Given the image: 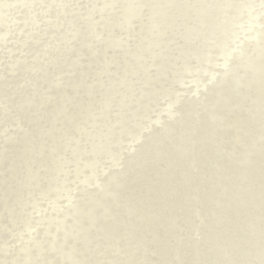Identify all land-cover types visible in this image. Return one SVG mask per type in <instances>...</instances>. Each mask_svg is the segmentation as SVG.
<instances>
[{"label":"rangeland","instance_id":"obj_1","mask_svg":"<svg viewBox=\"0 0 264 264\" xmlns=\"http://www.w3.org/2000/svg\"><path fill=\"white\" fill-rule=\"evenodd\" d=\"M0 9V264H264V0Z\"/></svg>","mask_w":264,"mask_h":264},{"label":"bare ground","instance_id":"obj_2","mask_svg":"<svg viewBox=\"0 0 264 264\" xmlns=\"http://www.w3.org/2000/svg\"><path fill=\"white\" fill-rule=\"evenodd\" d=\"M36 2V1H35ZM28 4V3H27ZM24 5H26V3L24 4ZM29 5V4H28ZM36 5V4H35ZM109 5V4H108ZM23 6V5H22ZM21 6V7H22ZM38 6V5H37ZM85 7H84V9L88 6L86 3H85V5H84ZM4 7V6H3ZM82 8V7H81ZM108 8V6H106V8L105 9H107ZM75 10H77V9H75ZM80 10V9H79ZM89 10L90 9H88V12H89ZM0 11H4L3 9H0ZM74 13H75V16L73 17V15H72V25L69 27V29H70V32L71 31H73V30H75V28H76V26H77V22H78V17H76V15L79 13V11H74ZM2 14V13H1ZM4 14V13H3ZM88 15H89V13H87ZM3 16V15H2ZM32 16V15H31ZM79 16V15H78ZM89 17V16H88ZM102 20H101V22L100 23H103L104 22V20H105V13L102 15ZM0 20H2V19H0ZM16 21V20H15ZM18 29V28H17ZM248 29V28H247ZM62 30V28H59V27H56L55 28V31H54V34L55 35H57V34H59V32ZM248 31V30H247ZM254 32V31H253ZM96 34H98V29L96 28L95 29V27H92L91 25H89V27L87 28V30L86 31H84L80 36H81V45H88L90 42H91V40H92V38H94V36L96 35ZM35 35V34H34ZM70 35V34H69ZM54 36V35H53ZM73 37V36H72ZM250 37V36H249ZM79 38V37H78ZM0 42H1V39H0ZM31 42V41H30ZM46 42V41H45ZM3 44V43H2ZM72 44H73V42L72 41H70V39H67L66 40V44L65 45H63V46H61V48H58L56 51H58L59 52V50L61 49L63 52H62V55H61V57L62 56H64L65 57V55L68 53V52H70L71 50H72V47H74V46H72ZM222 44V43H221ZM262 44V43H261ZM33 45V44H32ZM259 45V44H258ZM17 46V45H16ZM19 46V45H18ZM14 47V46H13ZM60 47V46H59ZM63 47V48H62ZM261 47V46H260ZM17 48V47H16ZM21 48V47H20ZM29 48H31V47H29ZM38 48V47H37ZM78 48V47H77ZM12 49H14V48H12ZM36 49V48H35ZM74 49V48H73ZM79 49V48H78ZM32 50V49H31ZM15 52V51H14ZM30 52V51H29ZM54 53V52H53ZM72 53V52H71ZM242 53V52H241ZM40 54H41V52H40ZM14 55H17V54H14ZM58 55V54H57ZM21 56V55H20ZM57 57V56H56ZM63 57V59H65ZM69 57V56H68ZM15 58V57H14ZM47 59H51V56H50V53H49V55L46 57ZM70 58V57H69ZM68 58V59H69ZM243 60V59H242ZM246 60V59H245ZM22 61V60H21ZM52 61V60H51ZM241 61V60H240ZM263 61V60H262ZM7 62V61H6ZM12 62V61H11ZM58 62V61H57ZM60 62V61H59ZM67 62V61H66ZM245 62V61H244ZM1 63H2V61H1ZM42 63H44V61L42 62ZM20 64V63H19ZM25 64V63H24ZM45 64V63H44ZM52 64V63H51ZM56 64V63H55ZM54 64V65H55ZM21 65H22V63H21ZM47 65V64H46ZM60 65V64H59ZM1 66V65H0ZM53 66V65H52ZM241 66V65H240ZM54 67V66H53ZM59 67V66H58ZM37 68V67H36ZM50 68V67H49ZM230 68V67H229ZM1 69V68H0ZM20 68H18V70H19ZM38 69V68H37ZM227 70V69H226ZM1 71V70H0ZM40 71V70H39ZM38 71V74L40 73ZM18 72V71H17ZM32 72V71H31ZM45 72V71H44ZM58 72V71H57ZM242 72V71H241ZM244 72V71H243ZM42 73H43V71H42ZM55 73H56V71H55ZM214 73V72H213ZM22 74V73H21ZM21 74H20V76H21ZM28 74V73H27ZM35 74V73H34ZM37 74V75H38ZM44 74V73H43ZM42 74V75H43ZM54 74V73H53ZM9 75V74H8ZM14 75V74H13ZM32 75H33V73H32ZM50 75V74H49ZM48 75V76H49ZM5 76V75H4ZM17 76V75H16ZM28 76V75H27ZM26 76V77H27ZM35 76V75H34ZM45 76H46V74H45ZM22 77V76H21ZM30 77V76H29ZM44 77V76H43ZM43 77H40L39 79H41V78H43ZM252 77V76H251ZM33 79H34V77H32ZM50 78V77H49ZM49 78H47V79H49ZM247 78V77H246ZM255 79V78H254ZM258 80V79H257ZM37 81V80H36ZM253 81V80H252ZM26 83H27V81H25ZM33 82V81H32ZM38 82V81H37ZM36 82V83H37ZM40 82V81H39ZM262 83H264V82H262ZM261 83V84H262ZM29 84V83H28ZM38 84V83H37ZM40 84V83H39ZM257 84V83H256ZM6 85V84H5ZM10 85V84H9ZM19 85V84H18ZM26 85V84H25ZM3 86H4V84H3ZM17 86V85H16ZM23 86V85H22ZM21 86V87H22ZM35 86V85H34ZM33 86V87H34ZM263 86H264V84H263ZM262 86V87H263ZM20 87V86H19ZM19 87H17L18 89H19ZM27 87H28V85H27ZM213 87V86H212ZM3 88V87H2ZM10 89V88H9ZM22 89V88H21ZM29 89V88H28ZM257 89V88H256ZM20 90V89H19ZM32 90V89H31ZM14 91V90H13ZM17 90H15V92H16ZM26 91V90H25ZM251 91H252V89H251ZM257 91V90H256ZM7 92V91H6ZM14 92V93H15ZM23 92V91H22ZM208 92V91H207ZM211 92V91H210ZM258 92V91H257ZM264 92V91H263ZM8 93V92H7ZM9 93H10V91H9ZM8 93V94H9ZM12 93V92H11ZM10 93V94H11ZM26 93H27V91H26ZM31 93V92H30ZM213 93V92H212ZM21 94H23V93H21ZM209 94V93H208ZM216 94V93H215ZM244 94V93H243ZM29 95V94H28ZM38 95V94H37ZM45 95V94H44ZM43 95V96H44ZM6 96V95H5ZM8 96V95H7ZM32 96V95H31ZM22 96L20 95V97H18V98H21ZM37 97V96H36ZM239 97V96H238ZM253 97V96H252ZM8 98V97H7ZM7 98H6V100H7ZM15 98V97H14ZM33 98V97H32ZM9 99V98H8ZM28 99H29V96H28ZM27 99V100H28ZM31 99V98H30ZM34 99V98H33ZM38 99V98H37ZM239 99H240V97H239ZM242 99V98H241ZM13 100V99H12ZM25 100V99H24ZM23 100V101H24ZM26 100V101H27ZM237 100V99H236ZM10 101V100H9ZM8 101V102H9ZM14 101V100H13ZM26 101H25V103H26ZM40 101H42V100H40ZM36 101H35V99H34V103H35ZM248 102V101H247ZM10 103H12V102H9V104ZM14 103V102H13ZM15 103H16V100H15ZM24 103V104H25ZM178 103V102H177ZM33 104V103H32ZM11 105V104H10ZM18 105V104H17ZM16 105V106H17ZM37 105V104H36ZM35 105V106H36ZM8 106V105H7ZM15 106V107H16ZM10 107H12V106H10ZM9 107V108H10ZM207 107V106H206ZM18 108V107H17ZM174 109V108H173ZM216 110V109H215ZM246 110V109H245ZM254 110H255V108H254ZM260 110V109H259ZM37 111V110H36ZM166 111V110H165ZM172 111V110H171ZM244 112V111H243ZM7 113V112H6ZM245 113V112H244ZM244 113H242V114H244ZM5 114V113H4ZM241 114V116H243ZM193 115V114H192ZM7 117V116H6ZM179 117V116H178ZM206 117V116H205ZM261 117V116H260ZM3 118V117H2ZM200 118V117H199ZM213 118V117H212ZM7 119V118H6ZM215 119V118H214ZM175 120V119H174ZM206 120V119H205ZM4 121H5V118H4ZM177 121V120H176ZM164 122V121H163ZM173 122V121H172ZM214 122V121H213ZM232 122V121H231ZM245 122V121H244ZM255 123V122H254ZM232 124V123H231ZM4 124H3V122H2V126H3ZM167 125H170V124H167ZM184 125V124H183ZM213 125V124H212ZM167 128V127H166ZM0 130H1V128H0ZM4 130V129H3ZM5 131V130H4ZM168 131V130H167ZM166 131V132H167ZM189 131V130H188ZM7 132V131H6ZM253 133V132H252ZM4 135V134H3ZM151 135V134H150ZM242 135V134H241ZM7 136V135H6ZM2 139H3V137H1V141H2ZM154 139V138H153ZM4 140V139H3ZM158 140H160L159 138H158ZM149 147V146H148ZM160 147V146H159ZM153 148V147H152ZM155 148V147H154ZM240 148V147H239ZM32 150V149H31ZM140 153H142V152H140ZM239 153V152H238ZM145 156V155H144ZM147 158V157H146ZM159 158V157H158ZM143 160H144V158H143ZM236 163V162H235ZM143 165H144V162H143ZM238 165V164H237ZM149 182V181H148ZM147 182V183H148ZM151 182V181H150ZM156 185V184H155ZM149 186V185H148ZM154 186V185H153ZM103 193V192H102ZM101 196V195H100ZM92 197V196H91ZM128 204V203H127ZM117 205V204H116ZM91 206V205H90ZM185 207V206H184ZM95 210V209H94ZM90 211V210H89ZM88 211V212H89ZM110 212V211H109ZM91 213V212H90ZM126 213H127V211H126ZM108 216V215H107ZM64 218V217H63ZM86 218V217H85ZM90 218H92V217H90ZM209 218V217H208ZM141 219H142V217H141ZM210 219V218H209ZM59 222V221H58ZM67 225V224H66ZM207 225V224H206ZM74 226V225H73ZM71 227V226H70ZM65 228V227H64ZM209 229V228H208ZM9 230V229H8ZM61 230V229H60ZM1 232V231H0ZM55 232H56V230H55ZM58 232V231H57ZM51 233V232H50ZM53 233V232H52ZM82 233V232H81ZM45 234V233H44ZM43 235V234H42ZM55 235V234H54ZM73 236V235H72ZM110 236V235H109ZM68 237V236H67ZM106 237V236H105ZM202 237V236H201ZM70 238V237H69ZM2 239V238H1ZM70 240V239H69ZM1 241V240H0ZM63 241V240H62ZM51 242V241H50ZM53 242V241H52ZM221 242V241H220ZM1 243H3V242H1ZM38 243V242H37ZM48 243V242H47ZM25 245V244H24ZM36 245V244H35ZM184 245V244H183ZM20 246V245H19ZM48 246V245H47ZM43 247V246H42ZM218 247V246H217ZM258 247V246H257ZM33 249V248H32ZM40 249V248H39ZM31 250V249H30ZM29 250V251H30ZM37 251V250H36ZM47 252V251H46ZM29 254H31V253H29ZM70 254V253H69ZM30 256V255H29ZM31 258V257H30ZM72 258V257H71ZM180 258H182V257H180ZM15 259V258H14ZM13 261V260H12ZM62 263V262H61Z\"/></svg>","mask_w":264,"mask_h":264}]
</instances>
